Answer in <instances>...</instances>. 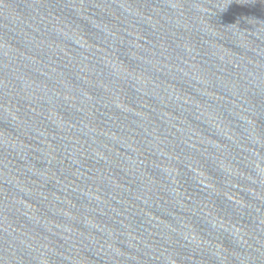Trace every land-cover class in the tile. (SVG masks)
Returning a JSON list of instances; mask_svg holds the SVG:
<instances>
[{"label":"water","instance_id":"obj_1","mask_svg":"<svg viewBox=\"0 0 264 264\" xmlns=\"http://www.w3.org/2000/svg\"><path fill=\"white\" fill-rule=\"evenodd\" d=\"M0 264H264V0H0Z\"/></svg>","mask_w":264,"mask_h":264}]
</instances>
